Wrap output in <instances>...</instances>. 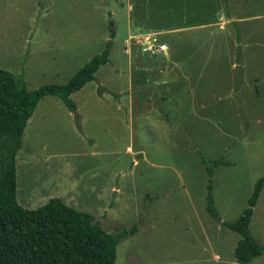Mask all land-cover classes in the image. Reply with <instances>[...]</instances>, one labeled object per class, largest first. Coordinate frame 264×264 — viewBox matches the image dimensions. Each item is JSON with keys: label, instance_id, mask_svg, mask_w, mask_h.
I'll use <instances>...</instances> for the list:
<instances>
[{"label": "rangeland", "instance_id": "374dc122", "mask_svg": "<svg viewBox=\"0 0 264 264\" xmlns=\"http://www.w3.org/2000/svg\"><path fill=\"white\" fill-rule=\"evenodd\" d=\"M112 28L109 62L70 96L78 120L46 96L27 121L17 203L61 199L108 234L137 225L115 264H235L221 221L264 181V0H0V69L28 91L63 86ZM149 34L165 54L133 44ZM199 155L228 165L209 177ZM249 230L264 247V183Z\"/></svg>", "mask_w": 264, "mask_h": 264}, {"label": "trees", "instance_id": "16d2710c", "mask_svg": "<svg viewBox=\"0 0 264 264\" xmlns=\"http://www.w3.org/2000/svg\"><path fill=\"white\" fill-rule=\"evenodd\" d=\"M114 37L112 28L102 53L91 58L63 86L46 85L28 91L20 79L0 69V264H115L117 245L137 233L138 227L133 225L108 234L93 215L77 211L58 198L34 210L22 208L16 200V155L37 104L46 96L56 97L78 120L70 96L94 81L95 73L109 62ZM199 158L209 177L215 168L228 165L223 157ZM263 183V179L256 181L238 219L223 223L240 235L234 249L235 264H250L264 254V247L249 230ZM206 207L212 217L217 216L211 184L207 186Z\"/></svg>", "mask_w": 264, "mask_h": 264}, {"label": "built area", "instance_id": "2783aa9c", "mask_svg": "<svg viewBox=\"0 0 264 264\" xmlns=\"http://www.w3.org/2000/svg\"><path fill=\"white\" fill-rule=\"evenodd\" d=\"M133 44L139 46L142 53L152 57L159 56L167 52L166 44L162 43L158 36L154 34L145 35L142 42H134Z\"/></svg>", "mask_w": 264, "mask_h": 264}, {"label": "crops", "instance_id": "0c3cea01", "mask_svg": "<svg viewBox=\"0 0 264 264\" xmlns=\"http://www.w3.org/2000/svg\"><path fill=\"white\" fill-rule=\"evenodd\" d=\"M149 57H152V56H149ZM154 57V56H153ZM215 209H216V207H215ZM206 210H207V207H206ZM217 211V210H216ZM223 223H226V222H224V220H222L221 221V225L223 226ZM224 227V226H223ZM226 228V227H225ZM229 230V229H228ZM239 241V240H238ZM237 241V242H238ZM237 242H236V244H237ZM236 247V246H235ZM235 249V248H234ZM220 252V251H219ZM221 253V255H214V257L216 258V260L219 262V261H221L222 259H223V257H224V253H222V252H220ZM229 257L231 256V250H229ZM233 255H234V250H233ZM235 259V258H234ZM230 264H233V262H231Z\"/></svg>", "mask_w": 264, "mask_h": 264}]
</instances>
